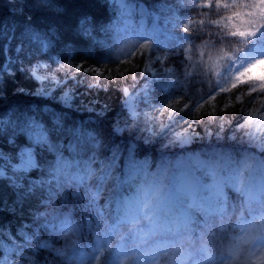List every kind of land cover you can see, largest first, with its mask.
I'll return each mask as SVG.
<instances>
[{"label":"rangeland","instance_id":"374dc122","mask_svg":"<svg viewBox=\"0 0 264 264\" xmlns=\"http://www.w3.org/2000/svg\"><path fill=\"white\" fill-rule=\"evenodd\" d=\"M164 1L171 6H177L189 1L195 3L200 0ZM229 1L236 5L230 16L236 11L246 13L249 9L241 8L240 5L254 2V0ZM60 2L62 1L60 0ZM222 3L228 4V0H222ZM128 14L134 23V28L122 26L121 35L117 36L119 37L117 48L120 55L126 56L130 53H135L141 43L150 44L153 51L155 42L152 41V37L158 38L157 43L164 45L182 43L183 28L187 25V21L181 16L168 12L159 17L156 12H153V20L156 23L157 30L159 34L165 33L166 37H164L163 35L154 36L147 21H136L133 19L131 12H128ZM243 19H246V17L242 16L232 20L227 18L226 25L233 28V25H239ZM17 28L14 32L13 28H11L8 37L10 39L12 35L18 43L12 55L14 53V56H18L16 54L21 47L25 48L24 51L29 64L27 67H23L28 69L38 82L35 92L50 101H56L64 107L83 113L89 121L99 120L103 122L102 116L106 115L104 107L86 98L88 96L86 94L87 90L90 89L89 85L99 84L103 77L96 76L92 72L76 71L77 66L82 67V64L71 62L69 59L53 58L48 60L44 57H39L37 45L40 37H38V33L28 34L26 29L21 31L18 26ZM4 33L8 34L9 32L4 29ZM42 38L45 41L40 40L39 46L42 51H45L48 48V41L45 36H42ZM4 52L7 60L11 58L9 49H5ZM211 53L215 55L216 52L213 51ZM238 55L243 57L245 53H238ZM10 60H14V58L12 57ZM154 61L155 58L148 59V63L141 70V75L131 76L129 79L123 78L126 74L125 71L134 72L136 67H132V64L127 62L126 66L122 68L125 71L118 76V81L120 80L121 82L120 91L123 100L120 104L124 114L121 111L120 115L111 120V133L127 138V147H134L137 153L134 152L133 159L141 163L147 172L155 173L159 168L165 171L166 176L174 175L178 178L182 195H185L182 196L183 198L181 197L183 206H180L177 210L176 205L173 204L175 201H172L169 207L177 216L181 213L185 214L186 225L180 229L185 246L195 243L211 250L219 249L225 256L232 258L233 264H249V262L250 264H256L258 255L255 253L257 249L250 246L254 233L247 227L252 217L247 216L241 222L236 220L234 214L230 212H234L237 207H241V200L245 209L253 207L258 200H264V119H261V116H264V111L260 110L262 106L259 104V94H256V100L252 102L251 108L247 104H241L235 110L229 108L214 112L209 106L201 111H196L194 105L197 103L203 104L204 100L207 99V93L193 104H189L179 98L173 99L166 92L170 70L161 63V59L157 63ZM211 65L212 62L208 64V66ZM238 66V64L235 65L231 72L234 73L235 68ZM96 68L99 67L96 66L90 69ZM222 70L220 69V71ZM249 75L252 77L264 75V63L252 67L249 70ZM219 79L220 77L216 75V81ZM221 82L223 83V81ZM158 83L162 87L163 95L158 93ZM124 89L128 90L127 93L124 92ZM217 92H219L218 88ZM65 94H67V99ZM223 95L231 100V94ZM219 99L220 97L217 96V100ZM244 99L247 101L248 97ZM173 100L181 101L180 105H173V108L182 107L184 102L189 107L183 111L166 110L164 105L171 104ZM231 102L235 103V101ZM28 107L31 108L32 111H29L33 112V115L16 116L15 114H8L0 119L1 140L5 144L0 147V153H2V157H0V172L3 173L1 176L11 177L16 182L25 179L26 174L29 172L20 173L13 171L14 166L20 164L21 153L29 148L35 151V143L32 138L27 132H22L21 129L34 121L36 125L48 132L49 126L53 127L55 118L62 119L61 112L51 110L49 105H29ZM218 107L222 106L218 105ZM37 112H40V115ZM249 113L253 117L250 123ZM191 117H195V119ZM46 120L51 121L52 124H46ZM79 123L77 120L76 124L72 123L69 127L73 132L69 142L71 144L69 152L56 155L53 165L46 168V175L43 180L47 188L51 189L52 185L57 187L58 182L60 184L70 181L79 182L78 180H73L72 177L86 175L89 168L95 173L93 177L86 179L85 183L90 185L91 193H95L98 190L100 193L102 189L100 194V197H103L101 204L104 206L106 214L105 216H100L101 220H97L95 214L87 217L88 220L85 225L94 227V235L89 238V242L82 244L81 237L79 234L77 235L85 260L88 259L91 249L96 246L98 236L96 226L103 221H106L109 227L112 225L117 226L119 233L126 237V245L135 236V242L143 248L144 240L140 233L129 232L128 230L143 227L146 223L145 221H141L140 225H133L130 220L124 221L119 225L116 224L117 217L122 216L123 213L118 214L115 203L110 202L112 201V191L110 190L114 189L115 180L113 179L103 187L97 188L100 183L99 177L106 163H103L98 158L94 148H92V154L86 161L81 160L79 149L76 145V138L79 137L81 139L82 135L89 138V134H91L92 137H95V142L93 143L97 144L100 141L95 132L90 129L85 130ZM242 125L246 126L241 127ZM21 137L25 140L17 145V139ZM225 145L229 149L237 147L245 154L239 157L240 163L238 165L244 170L242 173L238 169L235 171L228 170L229 159L233 158V156L222 154L224 153L223 148ZM149 146H152V151H148ZM41 147L49 153L50 150H46L44 146ZM61 155L65 161L70 162L72 165L67 170L69 173L67 176H57L54 171L57 158ZM117 155L118 159L115 162L113 176H120L122 179V174L127 169L129 154L125 150L122 153H117ZM17 177L19 178L17 179ZM242 178L244 180L239 184L240 188H238V193L242 196L234 191L227 190L226 186L231 185L234 179H237L238 182ZM232 185L234 186V182ZM253 196H255V200L251 199ZM98 201L99 196L95 203ZM234 201H237L239 205L235 206ZM244 214H247V211ZM65 216L71 219L73 230L76 231L79 228L78 223L69 214H62L45 224V229L49 232H54V239H57V241L53 242L49 237L43 236V232H46L45 230H36L25 238L27 245L36 239L37 244L34 246L36 250L32 252V255L22 252L19 248V252L6 253L4 251L5 253H0V264H46L38 256V249H50L53 254L56 249L61 248V243L63 242L62 233L64 231L61 228V221ZM41 221L44 224L47 223L48 219L44 220V218H41ZM226 225L229 226L227 229H225ZM86 232H89L87 227ZM212 232H215V235H212ZM6 237L12 239L16 244L22 245V243L11 238L9 234H6ZM118 240L119 237H117V241L113 242L114 246ZM152 240L165 247H169L171 243L168 239L161 241L158 235L152 237ZM0 243L6 248L7 252L11 250L4 238L0 240ZM44 245L47 246L45 247ZM152 252L153 258L159 261L160 256L156 253L154 246Z\"/></svg>","mask_w":264,"mask_h":264},{"label":"trees","instance_id":"16d2710c","mask_svg":"<svg viewBox=\"0 0 264 264\" xmlns=\"http://www.w3.org/2000/svg\"><path fill=\"white\" fill-rule=\"evenodd\" d=\"M61 1L0 0V119L8 114H15L16 116L33 115L29 105H49L51 110L62 114V119H60L62 130L57 129L53 134V127L49 126L48 129L49 140L54 145L55 150L48 153L42 147L37 148L35 145V155L41 164L40 168L30 170L25 179L19 182L12 180L11 177L0 175V240L4 238L11 248L7 252L0 243V253L4 251L6 253L19 252V248L22 252L32 255V252L36 250L34 247L37 244L36 239L27 245L25 238L36 230H45L43 236L49 237L53 242L57 241L54 239V232L45 229V224L62 214H69L79 226L81 223L85 224L88 220L87 217L94 214L97 220L102 219L98 213L105 216L106 211L101 204L103 197H100L102 189L100 190L99 201L90 204L91 187L85 183L86 181L83 184L70 181L61 183L64 185L63 188L53 185L51 189H48L43 177L46 175V168L53 165L56 155L69 152L71 145L69 142L73 135L69 127L72 123L76 124L77 120L82 128L95 132L100 141L95 144L83 135L81 139L76 138L81 160L86 161L92 154V148H94L98 158L103 163L108 164L112 154L117 152V149L121 153L126 150L127 138L112 134L110 128L112 127L111 120L120 115L121 111L124 114L120 104L123 100L120 91L121 82L118 81L116 73L120 72V69L125 67L127 62L132 64V67L135 66L138 72L126 70L123 77L125 79H129L131 76H140L141 70L148 63V59L155 58L154 62L157 63L156 59L159 57L161 63L170 70L166 92L173 99L179 98L193 104L215 87L216 81L212 65L208 66L211 61L207 59V56L202 58L197 54L200 51H205L202 42L209 41L215 45L214 48L207 50L210 52H216L221 47L228 51L230 48L235 49L243 46L239 38L225 35L232 30L231 26L226 25V20L235 7H213L209 10L200 6L208 3L209 0H200L195 3L189 1L177 6H171L164 0ZM211 2L215 5L217 0H211ZM219 2L224 4L222 0ZM50 4L53 6L50 7ZM57 4L62 5V7L55 6ZM228 4L232 3L228 0ZM128 12L133 14V19L136 21H147L154 36L163 35L166 37V34L163 32L159 34L153 20V12H156L159 17L168 12L179 15L187 21V25L189 21H194L195 23L190 25L193 30L191 32L192 39H183L182 43L176 45H164L157 43L158 38L152 37V41L155 42L153 51L149 49V51H136L126 56L120 55L117 48L119 39L117 36L121 35L122 26L134 28V23ZM209 20L219 23L206 24V26L200 23ZM17 26L21 31L26 29L28 34L38 33V37H40L37 45L39 57L48 60L53 58L69 59V61L81 63L82 67L89 69L97 66L101 68V72H104L105 69L108 70L103 78H100L102 81H99V86L90 87L86 93L88 96L85 95L89 101H95L104 107L106 115L102 116L103 122L99 120L89 121L83 113L64 107L56 101H50L35 92L38 82L30 71L24 68L29 64L24 51L25 48L21 47L16 54L18 56H14V53L12 55L18 43L12 35L10 39L8 37L10 29L13 28L14 32L18 29ZM4 29H7L9 33H4ZM41 35L45 36L48 41V48L45 51H42L39 46L40 40L45 41ZM217 40L220 43H216ZM193 44L196 45L195 53L192 50ZM5 49H9L10 56L14 60L6 59ZM190 56L191 59H189ZM225 63L228 61H219V70L223 69ZM135 73H139V75ZM187 73H191V75L189 76ZM109 75L112 76L111 79L108 78ZM157 87L158 93L162 94V87L159 83ZM82 92L84 93V91ZM37 114L40 115V112ZM46 124L51 125L52 123L46 120ZM1 137L2 131L0 129V147L5 145ZM23 140L25 139L22 137L18 138L16 144L19 145ZM223 151L222 154L233 156L229 159L228 170L235 171L238 169L242 173L244 170L238 165L240 163L239 157L245 154L237 147L229 149L226 145ZM243 180L242 178L241 181L237 182V179H234V186L232 182L231 185L226 186L227 190L237 192L240 188L239 184ZM57 192L59 193L58 196L55 195ZM50 193L53 194L50 195ZM75 193H79V195H75ZM240 202L241 207L244 208L243 201ZM234 204L235 206L239 205L237 201H234ZM230 213L234 214L233 211ZM40 214L44 220L48 219L47 223L42 224ZM247 216L248 214H244V218ZM93 231L94 227H91V231L86 232L85 229L84 234L79 235L82 244L89 242V238L94 235ZM6 234H9L11 238L22 243V245L7 238ZM51 255L50 249H38V256L42 258L44 263Z\"/></svg>","mask_w":264,"mask_h":264},{"label":"snow or ice","instance_id":"6c2138e0","mask_svg":"<svg viewBox=\"0 0 264 264\" xmlns=\"http://www.w3.org/2000/svg\"><path fill=\"white\" fill-rule=\"evenodd\" d=\"M201 7L208 8L211 10L213 7L215 8H232L236 7L234 4H221L219 0H217V3L213 5L211 0H209L208 3L200 5ZM241 8H248L249 11L241 12L236 11L233 12L232 16L228 17V20H232L233 18H239V17H246V19L241 20L239 25H233V28L231 31L226 33V36H231L232 38H239V40L242 43V47H237L235 49H231L228 51H225L223 47L216 50L215 55H213L210 51H207L208 49L214 48L215 45L211 44L209 41H203L202 47L205 49V51H200L197 54L201 56L202 58L207 56V59L212 62V67L214 70V74L219 76L220 79L215 82V87L211 88L207 92V99L204 100L203 104L197 103L194 105L196 111H201L202 109H205L209 106H211L212 111L218 112L221 110H227L231 108L232 110H235L238 108L241 104H247L249 108L252 107V102L256 100V94H259L260 100L259 104L262 106L261 111H264V75L260 77H252L249 75V70L254 67L257 64L264 63V0H254L253 3L246 4V5H240ZM194 21H189L188 25H185L183 28L184 36L181 37V39H187L191 40L192 35L191 32L193 31L190 27V25L194 24ZM201 25L206 24H218V21L209 20L207 22L201 21ZM199 39V37H197ZM216 43H220L219 40L216 41ZM151 45L148 43H141L139 45V48L137 51H145L151 49ZM192 50L195 53L196 52V45H192ZM237 53H245L243 57L238 55ZM191 59V56L189 57ZM159 60V57H157V61ZM226 60L228 63H225L223 65V70H218L220 68L219 61ZM124 63V62H122ZM143 63V62H142ZM239 65L235 68V72H231V69L235 65ZM151 70V69H149ZM76 71L78 72H92L96 76L103 77L107 73V69H105L104 72H101L99 68L96 69H89L86 67L77 66ZM124 69H121L120 72L116 73L117 76L124 73ZM131 74V73H129ZM136 75H139L137 73ZM187 75H191V73H187ZM247 77V78H245ZM109 79L112 78L111 75L108 76ZM42 79V78H41ZM223 81V83L221 82ZM90 87H98L99 85H89ZM217 88L219 89V92H217ZM127 89H124V92L127 93ZM223 94H231V100H229L228 97L224 96ZM217 96L220 97L219 100H217ZM248 97V100L246 101L244 98ZM65 98L67 99V94H65ZM231 101H235V103H232ZM180 100H173L171 104H165L164 108L166 110L171 111H183L184 109H187L189 105L184 102L182 104V107L180 108H173V105H180ZM218 105H221L222 107H218ZM210 114V113H206ZM192 119H195V117H191ZM253 117L251 116V113H249V123ZM261 119H264V116H261ZM246 125H242L241 127H244ZM57 129L62 130V122L59 118H55L53 121V128L52 132L53 134L57 131ZM22 132H27L29 136L32 138L33 142L37 146V148H40L41 146H44L46 150H55L54 145L50 143L49 140V133L41 128L40 126L36 125L33 121L31 124L26 125L21 129ZM89 139L92 142H95V137H92L91 134H89ZM128 152V164L127 169L128 171L123 173V178L121 179L120 176H113V169L115 166V162L118 159L117 153L119 150L117 149V152L113 153V156L111 158V161L104 166V169L102 170V174L99 177L100 183L97 185V188H101L104 185H106L109 181L115 180V186L114 188L121 186L128 182L129 178L132 177L135 173L138 171L145 170L144 166L135 161L133 159V154L135 152V148L132 146H128L126 148ZM0 157H2V153H0ZM41 164L38 159L35 157V151L31 148L26 149L23 153H21V160L20 164L14 166L13 171L14 172H28L32 169L40 168ZM72 167L71 163L68 161H65L63 156H59L57 158L56 166H55V174L57 176L59 175H65L67 176L68 169ZM0 175H3L2 172H0ZM95 173L89 168L86 175L81 176H73V180H78L80 184H83L86 179H89L93 177ZM19 177H17L18 179ZM57 187L63 188L64 185L60 184L58 182ZM112 191V190H110ZM53 193H50L52 195ZM99 190L95 193L91 194V201L90 204H94L95 200L99 196ZM55 195H59V193H55ZM75 195H79V193H75ZM182 195V189L180 188L177 190L174 186L172 188L171 192V199L172 201H175L177 204H182L181 200ZM111 202V201H110ZM98 215L102 216V213H98ZM145 218L149 219L151 221V226L147 228L140 229V235L142 239L144 240V243L153 245L155 248L156 253L160 256L159 261L156 260L155 264H165L164 257L168 255V247L162 246L160 243H157L152 240V237L159 231L161 235L165 233H171L175 232L177 235H181L180 229L186 225V219L185 214L181 213L179 216L175 215L170 207L166 208L164 210V220L165 224L163 226L160 225V210L158 207L152 208V209H145ZM73 227L71 219L67 216L61 221V228H68L71 229ZM212 235H215V232H212ZM45 247L47 245H44ZM256 264H264V251H262L258 255V259Z\"/></svg>","mask_w":264,"mask_h":264},{"label":"clouds","instance_id":"9594fccd","mask_svg":"<svg viewBox=\"0 0 264 264\" xmlns=\"http://www.w3.org/2000/svg\"><path fill=\"white\" fill-rule=\"evenodd\" d=\"M50 7L53 5H49ZM62 7V5H55ZM152 146L148 151H152ZM128 169H126V172ZM173 186L179 190L181 188L179 180L174 175L166 176L163 169H157L155 173H149L146 170L138 171L128 182L112 190V201L115 203L116 212L123 213L117 217L116 224L130 220L133 225H140L145 221L143 227L129 229V232L140 233V229L151 226V221L145 218V209L158 207L160 210L161 226L165 224L164 210L172 202L171 192ZM255 200V196L251 197ZM252 217L247 227L254 233L251 247L256 248V255L264 251V200H258L251 208L245 209L237 207L234 210L236 220L243 222L244 213ZM91 231L90 226L81 223L79 228L74 231L64 228L62 233L63 242L61 248L56 249L54 253L46 259V264H155L153 258V245L144 243L141 248L135 242V236L129 244H125V235L120 234L117 226L109 227L106 221L98 223L96 231L98 233L96 246L91 249L88 259L83 258L77 235H83L85 229ZM229 226H225L227 229ZM159 236L163 241H171L168 247V255L164 257L165 264H233L231 257L225 256L219 249L211 250L203 245L190 243L185 246L184 238L175 232L161 235L158 231L154 236ZM153 236V237H154ZM119 240L114 246L113 242ZM63 249V250H61ZM250 264V262H249Z\"/></svg>","mask_w":264,"mask_h":264},{"label":"bare ground","instance_id":"6f19581e","mask_svg":"<svg viewBox=\"0 0 264 264\" xmlns=\"http://www.w3.org/2000/svg\"><path fill=\"white\" fill-rule=\"evenodd\" d=\"M47 187V186H46ZM53 187V185L51 186V188ZM182 196H185V195H181V197ZM183 198V197H182ZM173 204H175L176 205V208H177V210H178V208L180 207V206H183V204H177L176 202H174Z\"/></svg>","mask_w":264,"mask_h":264}]
</instances>
